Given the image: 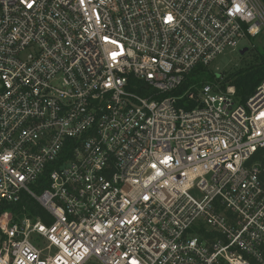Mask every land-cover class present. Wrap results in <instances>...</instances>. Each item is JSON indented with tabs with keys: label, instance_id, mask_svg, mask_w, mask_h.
I'll return each instance as SVG.
<instances>
[{
	"label": "built area",
	"instance_id": "1",
	"mask_svg": "<svg viewBox=\"0 0 264 264\" xmlns=\"http://www.w3.org/2000/svg\"><path fill=\"white\" fill-rule=\"evenodd\" d=\"M261 40L262 0H0V264H264V82L181 92Z\"/></svg>",
	"mask_w": 264,
	"mask_h": 264
},
{
	"label": "trees",
	"instance_id": "2",
	"mask_svg": "<svg viewBox=\"0 0 264 264\" xmlns=\"http://www.w3.org/2000/svg\"><path fill=\"white\" fill-rule=\"evenodd\" d=\"M264 3V0H262ZM253 49V48H252ZM251 50V49H250ZM253 51V50H251ZM264 82V48L255 52L250 63L232 73H224L221 79H216L209 67L195 69L187 78L183 89L184 92L192 89L196 93L208 84H219L222 89L234 87L236 90V101L244 104ZM14 215L44 216L43 209L32 199L23 196L21 203L9 207Z\"/></svg>",
	"mask_w": 264,
	"mask_h": 264
},
{
	"label": "rangeland",
	"instance_id": "3",
	"mask_svg": "<svg viewBox=\"0 0 264 264\" xmlns=\"http://www.w3.org/2000/svg\"><path fill=\"white\" fill-rule=\"evenodd\" d=\"M247 46V42H244L242 44V48ZM262 48H264V41L261 40L257 42L256 48L252 49V47H250L249 51L243 56L239 54L240 50H228L223 55L219 56L213 64H211L210 70L215 75L216 79H221L224 73H232L238 71L239 69L243 68L246 64L250 63L254 57L255 52L257 53V51L261 50ZM250 49L253 51H251ZM190 194L196 199H200L202 196L197 189H193ZM88 264L101 263L98 262L96 259H93Z\"/></svg>",
	"mask_w": 264,
	"mask_h": 264
},
{
	"label": "snow or ice",
	"instance_id": "4",
	"mask_svg": "<svg viewBox=\"0 0 264 264\" xmlns=\"http://www.w3.org/2000/svg\"><path fill=\"white\" fill-rule=\"evenodd\" d=\"M31 6H32V4L29 3V4H28V7H31ZM239 10H240V9H239V6H237V11H239ZM168 20L171 21V17H170V16L168 17ZM118 54H119V53L113 52V53L111 54V55H112V58L115 59L116 56H117ZM261 115L264 116V113H262ZM5 159H8V158L5 157ZM162 163H165V164H166V163H168V160L166 159V160L162 161Z\"/></svg>",
	"mask_w": 264,
	"mask_h": 264
},
{
	"label": "water",
	"instance_id": "5",
	"mask_svg": "<svg viewBox=\"0 0 264 264\" xmlns=\"http://www.w3.org/2000/svg\"><path fill=\"white\" fill-rule=\"evenodd\" d=\"M248 51H249V47H244L243 49H241V50L239 51V54H240L241 56H243V55H245Z\"/></svg>",
	"mask_w": 264,
	"mask_h": 264
}]
</instances>
